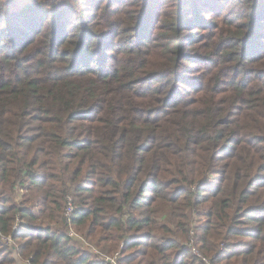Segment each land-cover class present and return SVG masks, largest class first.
<instances>
[{
  "label": "trees",
  "instance_id": "trees-1",
  "mask_svg": "<svg viewBox=\"0 0 264 264\" xmlns=\"http://www.w3.org/2000/svg\"><path fill=\"white\" fill-rule=\"evenodd\" d=\"M192 232L264 264V0H0V264H205Z\"/></svg>",
  "mask_w": 264,
  "mask_h": 264
},
{
  "label": "built area",
  "instance_id": "built-area-1",
  "mask_svg": "<svg viewBox=\"0 0 264 264\" xmlns=\"http://www.w3.org/2000/svg\"><path fill=\"white\" fill-rule=\"evenodd\" d=\"M67 201H68V208L66 209V217L69 218L73 211H74V206H73V200L72 198L68 197L67 198ZM69 235L70 237L74 238L75 240L77 241H80L83 243L85 249L87 251H91L95 254H99V252L96 250L95 247H93L92 245H90L82 236H80L79 234H77L74 230H70L69 232ZM9 243V245H12V241L11 239H6ZM188 246L192 249V252L195 256H197L198 258L202 259V261L205 263V264H211V260L207 257H205L198 249V247L196 246V242H195V239H194V233L192 232L191 235H190V240L188 242ZM118 254L115 255L114 258H110V257H103V259L106 261V262H110L111 264H117V257Z\"/></svg>",
  "mask_w": 264,
  "mask_h": 264
},
{
  "label": "rangeland",
  "instance_id": "rangeland-1",
  "mask_svg": "<svg viewBox=\"0 0 264 264\" xmlns=\"http://www.w3.org/2000/svg\"><path fill=\"white\" fill-rule=\"evenodd\" d=\"M73 200V199H72Z\"/></svg>",
  "mask_w": 264,
  "mask_h": 264
}]
</instances>
